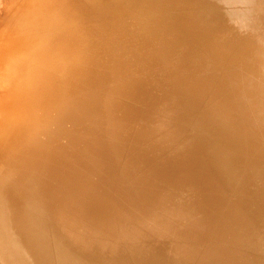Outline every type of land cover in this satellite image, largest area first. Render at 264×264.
Returning a JSON list of instances; mask_svg holds the SVG:
<instances>
[{"label": "bare ground", "instance_id": "6f19581e", "mask_svg": "<svg viewBox=\"0 0 264 264\" xmlns=\"http://www.w3.org/2000/svg\"><path fill=\"white\" fill-rule=\"evenodd\" d=\"M13 2L0 264H264V0Z\"/></svg>", "mask_w": 264, "mask_h": 264}, {"label": "rangeland", "instance_id": "374dc122", "mask_svg": "<svg viewBox=\"0 0 264 264\" xmlns=\"http://www.w3.org/2000/svg\"><path fill=\"white\" fill-rule=\"evenodd\" d=\"M13 1L14 0H0V26L1 27L14 24L13 23L14 19L12 18L14 14L11 13L12 11H9V9L13 10V6H12V4L14 3ZM9 6L12 7V9L9 8Z\"/></svg>", "mask_w": 264, "mask_h": 264}]
</instances>
